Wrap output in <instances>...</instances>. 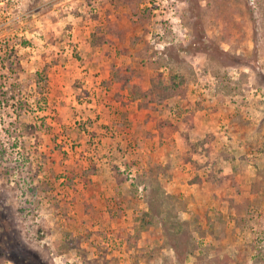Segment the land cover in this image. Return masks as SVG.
Here are the masks:
<instances>
[{
    "label": "rangeland",
    "instance_id": "obj_1",
    "mask_svg": "<svg viewBox=\"0 0 264 264\" xmlns=\"http://www.w3.org/2000/svg\"><path fill=\"white\" fill-rule=\"evenodd\" d=\"M0 264H264V0H0Z\"/></svg>",
    "mask_w": 264,
    "mask_h": 264
},
{
    "label": "trees",
    "instance_id": "obj_2",
    "mask_svg": "<svg viewBox=\"0 0 264 264\" xmlns=\"http://www.w3.org/2000/svg\"><path fill=\"white\" fill-rule=\"evenodd\" d=\"M175 81L176 80H174L173 83L167 87H161V86H158L159 84L158 85L154 84L149 88H145L144 90L137 89L136 91L139 92L138 99L140 100L139 101L140 102L139 107L141 109H145V108L155 109L154 104L157 103L156 102L157 99L161 102L163 100V102H164L168 99L173 98L176 88H178L180 86V82L179 81L175 82ZM124 86H125V84H124ZM187 140L188 139H186V141Z\"/></svg>",
    "mask_w": 264,
    "mask_h": 264
},
{
    "label": "crops",
    "instance_id": "obj_3",
    "mask_svg": "<svg viewBox=\"0 0 264 264\" xmlns=\"http://www.w3.org/2000/svg\"><path fill=\"white\" fill-rule=\"evenodd\" d=\"M142 111V110H141Z\"/></svg>",
    "mask_w": 264,
    "mask_h": 264
}]
</instances>
